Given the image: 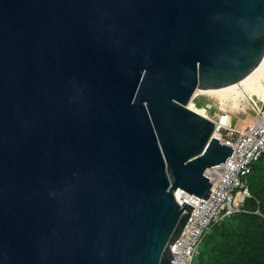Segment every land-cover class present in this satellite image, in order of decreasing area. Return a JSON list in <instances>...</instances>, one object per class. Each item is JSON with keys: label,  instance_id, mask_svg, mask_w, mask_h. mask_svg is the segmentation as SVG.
<instances>
[{"label": "water", "instance_id": "obj_1", "mask_svg": "<svg viewBox=\"0 0 264 264\" xmlns=\"http://www.w3.org/2000/svg\"><path fill=\"white\" fill-rule=\"evenodd\" d=\"M264 58V0H0V264H175L233 148L191 109Z\"/></svg>", "mask_w": 264, "mask_h": 264}, {"label": "built area", "instance_id": "obj_2", "mask_svg": "<svg viewBox=\"0 0 264 264\" xmlns=\"http://www.w3.org/2000/svg\"><path fill=\"white\" fill-rule=\"evenodd\" d=\"M254 107L256 114L239 127L225 119L216 122L214 135L233 148L228 159L211 169L206 175L212 182L206 199L188 194L179 196L180 203L188 202L194 209L179 236L171 245L175 264H192L204 234L216 223L243 209L250 190L246 183L253 164L264 155V96Z\"/></svg>", "mask_w": 264, "mask_h": 264}, {"label": "trees", "instance_id": "obj_3", "mask_svg": "<svg viewBox=\"0 0 264 264\" xmlns=\"http://www.w3.org/2000/svg\"><path fill=\"white\" fill-rule=\"evenodd\" d=\"M246 183L250 196L243 209L204 234L192 264H264V155Z\"/></svg>", "mask_w": 264, "mask_h": 264}, {"label": "rangeland", "instance_id": "obj_4", "mask_svg": "<svg viewBox=\"0 0 264 264\" xmlns=\"http://www.w3.org/2000/svg\"><path fill=\"white\" fill-rule=\"evenodd\" d=\"M246 98H240L239 102L235 104L232 100L226 103L212 94H204L196 91L188 106L205 115L206 117L215 120H226L239 127L241 124L248 122L256 114L254 107H259L263 98L260 93L246 94Z\"/></svg>", "mask_w": 264, "mask_h": 264}, {"label": "bare ground", "instance_id": "obj_5", "mask_svg": "<svg viewBox=\"0 0 264 264\" xmlns=\"http://www.w3.org/2000/svg\"><path fill=\"white\" fill-rule=\"evenodd\" d=\"M252 93H260L262 97L264 96V58L259 68L254 71L246 81L233 89L211 94L219 97L224 103L232 100L237 104L241 97L246 98V94ZM178 195L185 196V193L182 190H178Z\"/></svg>", "mask_w": 264, "mask_h": 264}]
</instances>
